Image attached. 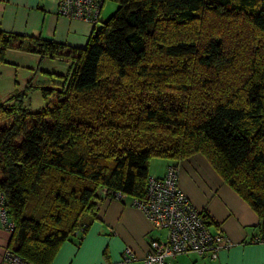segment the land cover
<instances>
[{
    "label": "trees",
    "instance_id": "trees-1",
    "mask_svg": "<svg viewBox=\"0 0 264 264\" xmlns=\"http://www.w3.org/2000/svg\"><path fill=\"white\" fill-rule=\"evenodd\" d=\"M112 1L83 47L0 29V62L6 48L71 62L61 82L36 84L40 109L29 80L0 101L8 247L50 264L103 197H144L152 158L197 152L264 233V0Z\"/></svg>",
    "mask_w": 264,
    "mask_h": 264
},
{
    "label": "crops",
    "instance_id": "crops-1",
    "mask_svg": "<svg viewBox=\"0 0 264 264\" xmlns=\"http://www.w3.org/2000/svg\"><path fill=\"white\" fill-rule=\"evenodd\" d=\"M58 1L0 0V29L83 47L94 27L82 19L60 15ZM110 1L113 5L107 10V17L116 7V3ZM170 163L173 160L151 159L149 176L161 177ZM177 166L180 189L196 209L205 211L210 231L219 229L230 245L219 249L216 257L186 251L170 257L169 263L264 264V241L252 240L259 232L254 227L258 218L249 204L221 178L202 153L182 158ZM163 234L162 229L152 226L140 208L131 204V198L121 201L106 196L100 200L96 215L80 240L77 235V238L64 241L50 264H143L150 238ZM9 239L10 232L0 219L1 264H12L3 260ZM125 247L134 253L128 261L122 259Z\"/></svg>",
    "mask_w": 264,
    "mask_h": 264
},
{
    "label": "built area",
    "instance_id": "built-area-1",
    "mask_svg": "<svg viewBox=\"0 0 264 264\" xmlns=\"http://www.w3.org/2000/svg\"><path fill=\"white\" fill-rule=\"evenodd\" d=\"M105 0H59L57 12L67 18L89 22L95 30L100 24V12ZM178 166L170 163L161 177L149 176L144 197L131 198V204L140 208L152 226L162 229V237L150 238V248L143 256V264H170L168 259L176 254L195 251L201 255L216 257L219 249L230 245L225 235L217 229L210 231L201 213L180 189L177 181ZM117 191L114 198L124 199ZM5 194L0 189V219L2 226L12 231L13 221L7 212ZM253 241H264V233H257ZM134 253L125 247L123 260H130ZM3 260L12 264H32L24 257L6 247ZM1 264V262H0Z\"/></svg>",
    "mask_w": 264,
    "mask_h": 264
},
{
    "label": "rangeland",
    "instance_id": "rangeland-1",
    "mask_svg": "<svg viewBox=\"0 0 264 264\" xmlns=\"http://www.w3.org/2000/svg\"><path fill=\"white\" fill-rule=\"evenodd\" d=\"M105 2L101 18H107V10L113 5L110 0ZM98 27L99 25L96 28ZM70 69L69 60L46 56L39 60L38 55L33 52L6 48L0 62V101L6 99L14 88L23 87L29 80L34 87L28 93V108L38 110L45 104V99L36 84L61 82L69 76Z\"/></svg>",
    "mask_w": 264,
    "mask_h": 264
}]
</instances>
